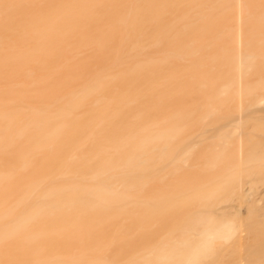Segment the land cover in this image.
Returning <instances> with one entry per match:
<instances>
[{"label": "bare ground", "instance_id": "obj_1", "mask_svg": "<svg viewBox=\"0 0 264 264\" xmlns=\"http://www.w3.org/2000/svg\"><path fill=\"white\" fill-rule=\"evenodd\" d=\"M243 10L242 0H0V264H204L234 238L242 252L256 159ZM202 142L236 212L208 213L221 181L207 197L196 190L211 208L135 252V233L159 224L153 182L166 187L168 168L192 165ZM191 178L177 185L188 192Z\"/></svg>", "mask_w": 264, "mask_h": 264}, {"label": "rangeland", "instance_id": "obj_2", "mask_svg": "<svg viewBox=\"0 0 264 264\" xmlns=\"http://www.w3.org/2000/svg\"><path fill=\"white\" fill-rule=\"evenodd\" d=\"M181 20L184 21L183 19ZM170 38L172 39L175 37L171 36ZM162 39L164 41L168 40L166 41V43H168L169 40H171L169 38H162ZM174 65H176V63ZM170 67L171 68L173 67L171 63H167L165 66V68L168 70L170 69ZM248 98H249V102L247 103L249 104L247 105L248 107H250L248 108L250 110H248L249 112L247 113V116H246L247 117L246 132L248 131L247 132L248 133L247 134V139H248L247 141L248 149L247 150H248V153L251 154L254 159L255 158L256 159L249 164L248 166L249 172L247 171L248 172L247 174L248 176L250 175V177H248L246 181L251 183V185L255 188L254 189L255 191L253 195L251 196L250 202L244 205L243 207L244 209L242 212L243 217L245 219L244 221L246 223L244 225L243 231L241 232L244 248L242 252L239 253L238 243L236 240L237 238H234V239L232 238L233 240H230L228 243H226L227 246L222 252H217L212 257L207 258L204 264H239V257L242 258L241 260L242 264H264V101L261 104L257 105L256 100L258 99L255 98V91L251 92ZM227 119L228 120H226V123H229V122L232 123L231 120L233 119V117H229ZM195 129L193 130V132L195 131ZM212 132L215 133V131H212ZM190 134H186L185 136L188 137V135ZM213 141H216V140H213ZM207 142H205V144L204 142H202L204 146L201 143H199V145H196L197 150L195 151H193L194 148L192 149V151L194 152V153L191 152L193 153V155L192 157L190 156L191 158L190 162L192 163V165L190 166L184 165L182 168V171H180L179 173L177 172V170L176 172H173L175 171L173 169L170 170L174 166L171 168L170 167L168 168L170 173L168 174L169 177H167L168 183L165 181L167 185L166 187L164 186L162 187L163 185L162 182H159V181L153 182L152 191H151L152 192V203H153L152 208L154 209L153 220L159 221V224L152 226V228H150L149 230L150 232L148 236L144 235L143 237H141L140 236L141 234L139 235L135 233V239H136L135 240V252H137L138 250L143 251L148 246H150V250H152L154 247L159 246L160 240L168 238L172 234H174L175 236L181 235V231H182V230L180 231L181 225L183 224L186 218H188L191 214H194L193 212L195 210L194 207L196 208V210L201 204H202L201 208L204 207L203 204L206 202L205 200L203 201V199L201 198L207 197V193L210 190H213V189L215 190L217 189V187L219 188V186H221L222 183L225 184V186L223 185L224 191H221L220 193L215 192V194L213 191H211L212 194L209 193V195H211L210 197L208 196L209 198H212L214 195H217L215 198L217 199V201L215 199L214 200L216 202L211 200L212 201V203L210 202L211 205L208 203L209 202L208 201L207 203L212 207V211L208 212V208L205 207L207 208L206 212L216 214V216L213 215V217L219 216L218 219L228 217L230 214L232 215L236 212L235 200L233 201V199H235V193H233L234 189H232L233 191L231 189H227L228 187L233 186V185L227 186L226 183L222 182L223 180L222 181L219 180V182L217 183H215L216 182L215 180L214 181L210 180L212 178L210 177V175L212 174L213 170L209 171L208 167L204 163V160L201 158V155H203V152L204 151L207 152V151L206 149L202 150L201 152L199 151L202 148L208 147L209 143L207 144ZM257 157H258V160H257ZM261 157L262 159H260ZM220 169L219 170L222 171L221 167ZM215 172H216V169L214 170L213 173L215 174ZM189 175L192 178L195 177V180H192V181L190 180L191 182L188 183V186H187V188L189 187L188 189L189 191L188 192L186 191L187 192L186 193L183 187H181L179 184L177 185L176 180L184 176L188 177ZM220 181L222 183H220ZM218 183H220V185ZM161 188L166 190L164 191L165 196L163 198L162 197L159 198L158 197L159 195L155 196V194L157 195L158 190H162ZM196 190L200 191L199 193L202 192L204 196L202 194H200L202 197L198 196L199 193ZM194 191H196L198 194H196ZM188 194H189V197L191 196L190 198L187 196ZM192 194H194L195 196H192ZM195 198L197 199L195 200ZM188 199H192L193 202L194 200L197 202L198 200H201L203 201V203L199 202L197 204H194L195 202L192 203L191 201V204H190L189 202L190 200ZM258 200H260L261 203H259ZM207 203L206 205L205 204L204 205L208 206ZM189 204L191 205L192 208H190ZM210 206L208 207L211 208ZM201 208L200 209L198 208V214L201 211ZM159 215H163V217L162 216L159 217ZM136 230L137 229L135 228V231ZM138 231L139 230H137L136 232L139 233L140 231L139 232Z\"/></svg>", "mask_w": 264, "mask_h": 264}, {"label": "crops", "instance_id": "obj_3", "mask_svg": "<svg viewBox=\"0 0 264 264\" xmlns=\"http://www.w3.org/2000/svg\"><path fill=\"white\" fill-rule=\"evenodd\" d=\"M246 1L248 2V0H242L244 14L246 11L247 15L249 14V19L247 16L244 18L245 20L243 19L245 28L248 30V32L245 31L246 35L250 32L247 36L244 35L246 43L249 42L246 44L249 57L247 67L249 80H247L252 84L250 88H252V92L255 91V97L258 99L259 95L261 98L264 96V0H249L248 5L251 7L247 6L245 9ZM249 9L251 10L249 11Z\"/></svg>", "mask_w": 264, "mask_h": 264}]
</instances>
